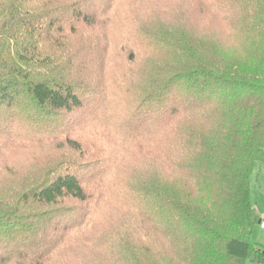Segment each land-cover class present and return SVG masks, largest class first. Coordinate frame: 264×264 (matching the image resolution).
Here are the masks:
<instances>
[{
	"label": "trees",
	"instance_id": "trees-1",
	"mask_svg": "<svg viewBox=\"0 0 264 264\" xmlns=\"http://www.w3.org/2000/svg\"><path fill=\"white\" fill-rule=\"evenodd\" d=\"M8 2L0 264H264V0Z\"/></svg>",
	"mask_w": 264,
	"mask_h": 264
},
{
	"label": "rangeland",
	"instance_id": "rangeland-1",
	"mask_svg": "<svg viewBox=\"0 0 264 264\" xmlns=\"http://www.w3.org/2000/svg\"><path fill=\"white\" fill-rule=\"evenodd\" d=\"M172 1L177 2L178 0H156L157 4L159 5H168V6L173 5L175 7ZM8 3H9L8 0H0V12L2 11L3 6H6ZM193 23L196 24L194 19H192V25L194 27ZM118 61L119 60H117L116 63L114 62L115 69L113 70L114 72H116V75L122 74V72H126L128 69L126 68V65ZM117 69H118V73H117ZM142 70L145 73L149 74L148 70L145 71V68H142ZM92 94H94V96L92 95L93 100L94 99L97 100L98 95L96 93H92ZM127 98L129 97H126L125 99ZM134 149H136V147H134ZM43 150L44 148L42 147H34L33 149H25V150L17 151L16 153H14V155H15V158L17 159L16 161L21 162V161H25L29 157V155H34L37 153L41 155ZM138 154L143 157V153L139 152ZM137 159H139V156L136 154L133 157V163H135ZM251 197H252V201L256 204L259 211L264 215V179L263 178L256 179L255 176L252 178ZM251 237L253 241L258 242L261 245H264V229L260 226V224H256L254 226L253 231L251 233Z\"/></svg>",
	"mask_w": 264,
	"mask_h": 264
},
{
	"label": "built area",
	"instance_id": "built-area-1",
	"mask_svg": "<svg viewBox=\"0 0 264 264\" xmlns=\"http://www.w3.org/2000/svg\"><path fill=\"white\" fill-rule=\"evenodd\" d=\"M260 226L264 229V218L260 221Z\"/></svg>",
	"mask_w": 264,
	"mask_h": 264
}]
</instances>
